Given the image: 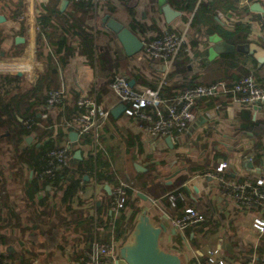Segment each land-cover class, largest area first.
Returning <instances> with one entry per match:
<instances>
[{
    "label": "crops",
    "instance_id": "crops-1",
    "mask_svg": "<svg viewBox=\"0 0 264 264\" xmlns=\"http://www.w3.org/2000/svg\"><path fill=\"white\" fill-rule=\"evenodd\" d=\"M64 1L0 0V16L5 19L0 22V64L9 68L0 75V256L9 259L7 264H20L23 257L26 264H81V258L87 253V234L93 217L104 221L112 218L113 227L125 214L124 242L116 239L115 232L113 235V231L108 233L98 226L104 231H98L99 240L114 242L119 249L138 216L147 211L151 218L168 226L163 242L171 247L169 251L182 256L183 264H193L197 259L205 261L208 252L216 250L219 251L217 259L226 264H249L254 255L258 260L264 258V235L253 227L257 218L264 219V213L255 207L235 204L219 181L196 178L226 163L228 169L224 176L230 181L255 184L264 179V107L251 110L227 99L218 100L223 107L218 111L216 101H203L188 131L172 139L173 148L167 145V137L141 134L124 114L118 119L112 117L103 134L112 166V171L106 173L111 183L107 181L97 187L85 176L68 209L61 197L52 199L54 190L49 187L47 193H37L36 203L32 201L28 189L36 172L18 159L16 136L17 122L29 111L44 125L55 126L45 131L46 137L51 132L63 133L56 126L63 120L60 108L50 113L48 120H43L47 113L46 90L58 89L62 82L74 103L81 95L94 94L92 82L97 77V101L110 110L121 105L109 87L116 76L134 81L133 87L138 90L157 88L165 77L167 84L163 90L169 95L222 80L236 81L246 75H252L263 86L264 66L258 68L256 60L243 50L246 46H237L236 35L229 33H235L239 24H245L251 30L247 38L250 45L264 48L259 35L262 13L251 10L255 4L264 9V0H251L247 9L239 6V0H106L96 11L81 10L72 3L62 8ZM201 5V16L194 22ZM43 6H51L60 13L52 20L54 27L48 30L55 33L53 42L63 35L74 52L63 69L52 59L49 42L40 43L38 17ZM164 6H170L179 16L167 23L161 11ZM107 16L133 30L142 41L169 32L184 34L187 42L180 59L166 72L162 62L148 58L143 52L127 57L116 35L103 22ZM223 32L230 36L227 38ZM17 38L23 42L17 43ZM227 44L235 48L231 53L234 57L223 61V56L228 54L224 52ZM16 70L20 72L15 73ZM38 85H41L40 91H37ZM38 132L28 135L22 147H41L37 138L44 131ZM30 137L33 140L27 142ZM77 151L82 153V159L77 161L88 160V148L74 147V156ZM137 165L142 167L141 171L136 169ZM73 169L77 170L78 166L73 164ZM119 180L133 183L149 200L144 201L130 191L123 213L115 216L110 202ZM174 193H180L184 207L173 215L194 208L206 216V222L171 237L172 228L164 212L174 209L168 211L161 200L170 199ZM46 197L47 202L39 204ZM152 201H157V205ZM135 209L139 211L136 216ZM109 234L112 238L105 239Z\"/></svg>",
    "mask_w": 264,
    "mask_h": 264
},
{
    "label": "built area",
    "instance_id": "built-area-1",
    "mask_svg": "<svg viewBox=\"0 0 264 264\" xmlns=\"http://www.w3.org/2000/svg\"><path fill=\"white\" fill-rule=\"evenodd\" d=\"M67 1L72 4H91L94 11L107 3L106 0ZM250 5L251 0H239L241 8L247 9L250 8ZM261 16L259 35L264 42V14ZM142 42V52L148 58L162 62L166 72H169L174 63L180 59L187 39L184 34L169 32L153 40ZM8 70L9 68L0 64V75ZM16 72H20V70H16ZM166 84L167 81L164 77L157 88L146 87L143 90H138L130 85V80L126 77L116 76L110 81L109 87L118 96L120 104L126 107L123 114L137 125L141 134L152 138L171 136L174 139L175 136L185 134L196 116L199 104L203 101H216L215 108L218 111L223 108L218 100L226 101L227 99L251 110L264 107V87L252 75L243 76L236 81L222 80L210 85L184 89L172 97L163 94V87ZM92 88L94 94L81 95L74 103H72L64 82L60 88L50 89L45 94L44 106L47 113L43 116V120H48L50 113L56 109L60 108L61 112L64 113L62 123L56 125L63 130V141L47 154L48 164L43 172L38 175L40 182L43 183L47 180L50 182L48 187L54 190L52 199L55 196L62 199L63 191H57L54 185L57 176L56 171L72 168L74 147L79 148V150L88 148L86 156L88 159H95V162L100 157L110 161L109 153L103 144V134L112 118V110L103 108L97 101L99 92L97 77L92 82ZM68 109L71 110L70 114H68ZM22 126L29 132H33L35 127L44 130L55 128V126L44 127V124L37 122L34 118L22 121ZM71 132L78 134L75 142L70 140ZM226 169H228V165L222 163L214 172L196 178L219 181L225 194L235 204L247 208L255 207L264 213V179L258 180L255 184L251 182L235 183L225 178ZM110 171H112V166ZM92 180L94 185L98 187L99 184L95 176ZM130 191L134 194L139 193L133 183L119 180L112 192L113 200L110 202V210L115 216H119L125 209ZM40 193L43 194L44 191ZM170 201L172 209L175 210L176 205L173 196H171ZM152 203L157 205V201H152ZM164 215L167 217V222L171 228L182 234L188 229L206 222V216L194 208H186L178 215H172L165 211ZM96 220L97 218H95ZM253 227L261 236L264 235V219L257 218ZM98 231L103 230L95 224L94 239L89 242L87 253L81 258V264H119V249L116 248L114 242L106 243L99 240ZM218 254V250L209 251L205 261L197 259L193 264H226L223 260L217 259ZM249 264H264V258L258 260L254 255Z\"/></svg>",
    "mask_w": 264,
    "mask_h": 264
},
{
    "label": "trees",
    "instance_id": "trees-1",
    "mask_svg": "<svg viewBox=\"0 0 264 264\" xmlns=\"http://www.w3.org/2000/svg\"><path fill=\"white\" fill-rule=\"evenodd\" d=\"M194 4H193V9H194ZM75 5L79 6L81 10H85L87 8L88 9L92 8V5L87 4V3H80V4H75ZM190 9H192V7H190ZM202 10H203V5L200 6V9H198L196 16L194 18V22L200 18ZM188 11H190V10L188 9ZM59 14H60L59 11L57 9L52 8L51 6H43L42 7V12L38 17L39 39H40L41 44H43L44 41L49 42V44L51 45L50 47L52 48L51 51L53 53L51 55L52 59L57 63L59 69H61V68L63 69V67H65L67 65L69 59L73 57L74 52L70 47H68L67 39L63 35H61V37L58 39V41L53 42V35L55 33H50L48 31L49 28L54 27L52 25V20L54 17L59 16ZM236 28L237 29H236L235 33H229L231 35H236L237 39H236V41H234V43H236L237 46L239 44L242 46L249 47L250 43L247 41V38L251 32L250 28L245 24H239ZM64 32L66 33V31H64ZM223 34L227 38H228V36H230L228 34V32H223ZM240 35H243V36H240ZM232 57H234V54L228 53L227 55L223 56V59H224L223 61L230 60ZM221 66H223L222 63H221ZM16 80H17V78H16ZM257 81L259 83H261V81H259L258 79H257ZM50 89H55V88H50ZM50 89H47L46 91H48ZM40 90H41V85H38L37 91H40ZM163 94H164V96H168V97H172L173 95H175V93L169 95L168 93H166L165 90H163ZM20 98H22V96H20L19 99ZM45 101H46V97H45ZM24 117L25 118L22 121H26L27 119L34 118L37 122H40L37 119L36 114H34L30 111L26 112V115ZM22 121L17 122V125H16V136H17V139L19 140V146H18L17 154H18V159L20 161H22L24 164L29 165L31 167V169H33V171L36 172L35 177H34L33 181L31 182L29 189H28V193L30 195V198L33 199L32 201L34 203H36L35 196L37 195V193L40 191L46 192L48 184L50 183L48 180L43 182V183L40 182L38 175L43 172L44 168L48 164L47 154L51 150H53L59 143H61L63 141L64 135L61 132H57L56 136H54L55 134H52V132H51L46 137V134H45L46 130L39 129L38 127H35L33 129V132H29L25 128H23ZM40 123H42V122H40ZM44 127H48V126L44 125ZM38 131H44L43 134L40 137L38 136V138H37L39 140V143L41 144V147L37 148L36 146H30L29 148L28 147L23 148L21 144L24 143V141H25L24 139H26V137L28 135H35ZM45 138H46V140H45V142H43V140ZM73 164L74 165L76 164L78 166L77 170L73 169ZM109 171H110L109 161H107L101 157L98 158L96 160V162H95V159H93V158H89L86 161L79 162V161L74 159V155H73L72 168L71 169H69V170H57L56 171L57 176H56V180H55L54 185H55L57 191H61V192L63 191L62 199H61L62 204L65 207H67V209H68V207L70 208V206H72V202L74 201V198L76 197L78 191L80 190L81 185L84 182L85 176H89L91 179L94 178V176H95L97 183L99 185H103L104 182H107V181L111 183L110 176L106 175V173ZM1 185H2V179H0V186ZM179 195H180V193H174L172 195L174 200H175V205H176L177 210H180V208L184 207L183 200L181 199V197ZM136 198L139 201V198L138 197H136ZM165 200H167V201H165ZM165 200H161V202H162V204H164V207L166 209H168V211H170L172 208L171 201H170V199H165ZM45 201L47 202V197L40 200L39 204L44 205ZM176 209L174 211L171 210L170 213L172 214L173 212L176 211ZM122 213L123 212H121V214ZM138 213H139V211H136V209H135L134 216H136ZM29 215H31V214L29 213ZM103 219L104 218L98 217V219L95 221L94 217L92 218L91 226H90V229L88 230V234H87L89 236L88 237L89 242L92 241V238L94 236L95 224L97 226H99L100 228H103V230L107 231L108 233L113 231V235H114V232H115L116 239L124 242L123 237H124L125 232L123 229H124V226L126 225L125 214H123L117 221H115V224L113 225V227H111L112 224L110 225V222H112L111 221L112 218L108 219L107 221L106 220L104 221ZM109 235H106L105 239L111 238V234H109ZM6 259L9 260L8 258L0 256V264H7V262L4 263L5 261H7ZM20 264H26V259L24 257H23V259H21Z\"/></svg>",
    "mask_w": 264,
    "mask_h": 264
},
{
    "label": "water",
    "instance_id": "water-1",
    "mask_svg": "<svg viewBox=\"0 0 264 264\" xmlns=\"http://www.w3.org/2000/svg\"><path fill=\"white\" fill-rule=\"evenodd\" d=\"M68 4L69 2L65 0L62 3V8H65ZM251 10L264 14V9L260 4L253 5ZM161 11L165 15L167 23H170L176 16H179V13L173 11L170 6H164ZM3 21H5V19L0 16V22ZM103 22L106 27L116 35L127 57H134L142 52L143 42L133 30L109 16L105 17ZM16 42L21 43L23 39L17 38ZM227 47L228 49L224 52L232 53L235 51L233 46L227 44ZM243 50L248 52L256 60L258 68L264 66L263 47L252 44L249 47L246 46ZM18 76H21V74L18 73ZM130 85L133 87L134 81H131ZM125 110L126 107L124 105L118 106L112 110V117L118 119ZM69 137L72 142H75L78 138V134L76 132H71ZM32 140L33 138L30 137L27 142ZM172 141L171 136L166 138V143L171 148H173ZM74 159H82L81 151L76 152ZM136 169L141 171L140 169H142V167L137 165ZM106 190L111 194V189L109 187H107ZM138 196L144 201L149 200L148 197L142 193H138ZM164 217L167 220V217ZM168 232L169 228L166 224L158 223L151 218L147 211H143L142 214L138 216L134 228L130 232L126 242L119 248V264H183V259L180 254L168 251L162 245L164 237ZM173 236H177V231L175 229L171 231V237Z\"/></svg>",
    "mask_w": 264,
    "mask_h": 264
},
{
    "label": "rangeland",
    "instance_id": "rangeland-1",
    "mask_svg": "<svg viewBox=\"0 0 264 264\" xmlns=\"http://www.w3.org/2000/svg\"><path fill=\"white\" fill-rule=\"evenodd\" d=\"M6 72H7V71H6ZM179 243L181 244L180 240H179ZM163 246H164L168 251L171 250V247H167V242H166V241L163 242Z\"/></svg>",
    "mask_w": 264,
    "mask_h": 264
}]
</instances>
